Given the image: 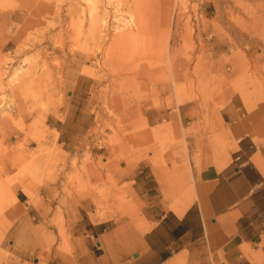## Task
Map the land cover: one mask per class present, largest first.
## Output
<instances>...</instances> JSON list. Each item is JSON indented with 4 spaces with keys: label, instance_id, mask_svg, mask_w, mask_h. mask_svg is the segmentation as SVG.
I'll return each mask as SVG.
<instances>
[{
    "label": "rangeland",
    "instance_id": "374dc122",
    "mask_svg": "<svg viewBox=\"0 0 264 264\" xmlns=\"http://www.w3.org/2000/svg\"><path fill=\"white\" fill-rule=\"evenodd\" d=\"M0 24V264H68L81 206L142 227L144 165L222 168L220 112L264 102V0H0Z\"/></svg>",
    "mask_w": 264,
    "mask_h": 264
},
{
    "label": "crops",
    "instance_id": "0c3cea01",
    "mask_svg": "<svg viewBox=\"0 0 264 264\" xmlns=\"http://www.w3.org/2000/svg\"><path fill=\"white\" fill-rule=\"evenodd\" d=\"M6 39L1 36L0 43ZM220 114L230 119L236 141L230 161L199 173L190 159L175 168L144 165L147 171L137 189L133 186L142 227L102 211L89 215L81 206L72 225L75 254L68 264H264V102L250 114L236 104ZM13 198L16 206L24 204L23 217L40 216L41 208L35 201L27 204L23 189H16ZM9 213L17 217L16 209ZM15 223L8 230L13 235Z\"/></svg>",
    "mask_w": 264,
    "mask_h": 264
},
{
    "label": "bare ground",
    "instance_id": "6f19581e",
    "mask_svg": "<svg viewBox=\"0 0 264 264\" xmlns=\"http://www.w3.org/2000/svg\"><path fill=\"white\" fill-rule=\"evenodd\" d=\"M20 71H21V70L19 69V70L17 71V73L20 72ZM185 206H186V205H185ZM177 211H178V210H177Z\"/></svg>",
    "mask_w": 264,
    "mask_h": 264
}]
</instances>
